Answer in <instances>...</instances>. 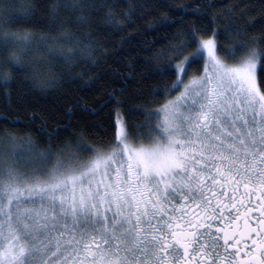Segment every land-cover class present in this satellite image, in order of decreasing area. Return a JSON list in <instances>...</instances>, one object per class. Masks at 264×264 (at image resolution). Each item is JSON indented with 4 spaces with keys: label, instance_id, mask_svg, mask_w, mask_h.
I'll return each instance as SVG.
<instances>
[{
    "label": "snow or ice",
    "instance_id": "6c2138e0",
    "mask_svg": "<svg viewBox=\"0 0 264 264\" xmlns=\"http://www.w3.org/2000/svg\"><path fill=\"white\" fill-rule=\"evenodd\" d=\"M69 6L81 24L107 9L115 27L113 9L121 5L72 0ZM14 9L31 10L28 0H0L5 81L10 65L23 67L25 57L39 54L30 33L11 30ZM216 35L202 43L193 38L196 53L172 69L181 74L173 86L179 90L187 67L206 51L211 75L192 80L164 106L163 119L141 138L147 146L130 143L123 127L116 151L87 161L94 150L80 139L56 151L0 141V264H264V79H257L258 72L264 76V52L252 50L230 67L226 61L240 49H220L222 61ZM57 42L69 48L59 55L72 64L79 40ZM46 50L56 55L54 46ZM161 112L147 114L149 120ZM225 223L229 230L219 226Z\"/></svg>",
    "mask_w": 264,
    "mask_h": 264
},
{
    "label": "trees",
    "instance_id": "16d2710c",
    "mask_svg": "<svg viewBox=\"0 0 264 264\" xmlns=\"http://www.w3.org/2000/svg\"><path fill=\"white\" fill-rule=\"evenodd\" d=\"M71 2L28 0L29 15L13 10L18 19L11 30L30 33L39 54L25 57L23 67L10 65L8 81L0 73V141L15 140L18 146L31 141L39 150L51 145L56 151L80 139L100 151L114 144L119 116L132 142L147 143L141 138L160 120L147 114L159 112L180 92L173 89L177 72L172 69L196 53L194 39L202 42L216 33L223 61L220 49L238 47L228 64L246 59L252 50L264 52V0H130L131 13L129 0H115L121 5L113 9L115 27L107 22V9L81 24L71 7H64ZM69 36L80 42L70 65L59 55L69 48L57 42ZM188 44L183 53L176 51ZM49 45L55 56L46 50ZM202 70L199 59L185 76ZM257 79L264 76L258 72Z\"/></svg>",
    "mask_w": 264,
    "mask_h": 264
},
{
    "label": "rangeland",
    "instance_id": "374dc122",
    "mask_svg": "<svg viewBox=\"0 0 264 264\" xmlns=\"http://www.w3.org/2000/svg\"><path fill=\"white\" fill-rule=\"evenodd\" d=\"M211 39V38H210ZM205 41V40H204ZM203 42V41H202ZM201 42V43H202ZM194 54H192V55H190L189 57H187V58H191L192 56H193ZM217 56H218V54H217ZM250 56H248L247 58H249ZM218 58L219 59H221L219 56H218ZM246 58V59H247ZM222 60V59H221ZM245 60V59H244ZM244 60H242V61H240L239 63H237V64H228V66H230V67H238ZM202 61H203V70H202V72L199 74V75H197V76H191V77H186V79H185V75H184V77H183V83L182 84H180V87H179V93H178V95L174 98V99H172V100H170V101H168V102H166V104L165 105H168V104H170L171 102H173V101H176L177 100V98L178 97H180L181 96V94L182 93H184V91H185V87L192 81V80H194V79H200V78H203L204 76H205V74L207 73L208 75H211V72H210V68H211V65H210V63H209V60H208V56H207V52L205 51L204 52V56H203V59H202ZM223 61V60H222ZM181 63V62H180ZM203 73V74H202ZM198 77V78H197ZM180 78H181V74H179V73H177V82L180 80ZM190 81V82H189ZM184 85V86H183ZM194 97H189V99H188V103H191V100L193 99ZM164 105V106H165ZM164 106L161 108V110L164 108ZM161 110L159 111V112H161ZM150 113H153V112H150ZM163 119V114H162V112H161V116H160V120H162ZM124 128L125 129V131L127 132V130H126V126H125V122H124V120L121 118V117H117L116 118V138H115V142H114V146L112 145V146H110V148H108V149H106V148H102V149H100V152H98V149H93L94 150V152H96V153H92L91 154V156L90 157H88V158H86L85 160L87 161V160H91V159H93L94 158V156L96 155V154H99V155H110L112 152H114V151H116L117 149H116V147H115V145L119 142V139H120V131H121V128ZM130 143H132V144H134V145H143V146H147V143H135V142H132L131 140L129 141ZM21 145V144H20ZM19 145V146H20ZM26 145V144H25ZM106 149V150H105ZM21 164H23L24 166H23V168H25V167H27L28 166V161H27V159H25V160H22L21 161ZM29 171H31V169L29 168ZM97 179H99V176L97 177ZM139 198V197H138ZM143 205H141V207H142Z\"/></svg>",
    "mask_w": 264,
    "mask_h": 264
},
{
    "label": "flooded vegetation",
    "instance_id": "af4514ba",
    "mask_svg": "<svg viewBox=\"0 0 264 264\" xmlns=\"http://www.w3.org/2000/svg\"><path fill=\"white\" fill-rule=\"evenodd\" d=\"M242 191H243V189L241 188V192H242ZM246 203H247V201H246ZM252 203H253V205L256 204L255 197L252 198ZM142 207H143V206H142ZM241 212H243V209H241ZM177 215H179V213H177ZM232 215L235 216V211H234V210H233ZM250 216H251V217L253 218V220H254L256 217L259 216V211L257 210V211H255V212L251 213ZM229 219H231V217H230ZM219 226L225 227L226 230H229L227 223L222 224V225H219ZM238 228H239V230H241V231L243 230V222H242V221L238 223ZM221 243H222V241H221ZM243 250H244V249L242 248L241 251L243 252ZM221 251H223V249H221ZM231 251H232V249L230 248V249H229V253H231Z\"/></svg>",
    "mask_w": 264,
    "mask_h": 264
},
{
    "label": "bare ground",
    "instance_id": "6f19581e",
    "mask_svg": "<svg viewBox=\"0 0 264 264\" xmlns=\"http://www.w3.org/2000/svg\"><path fill=\"white\" fill-rule=\"evenodd\" d=\"M37 34V33H36ZM41 34V33H40ZM209 38V37H208ZM207 38V39H208ZM30 59V58H29ZM201 61V60H200ZM32 62V61H31ZM29 64V63H28ZM201 65V64H200ZM203 74V73H202ZM186 77V76H185ZM198 78V77H197ZM190 82V81H189ZM184 86V85H183ZM189 99V98H188ZM161 110V109H160ZM138 114V113H137ZM132 122V121H131ZM38 128V127H37ZM114 146V145H113Z\"/></svg>",
    "mask_w": 264,
    "mask_h": 264
}]
</instances>
